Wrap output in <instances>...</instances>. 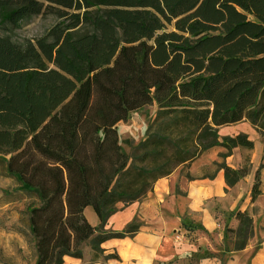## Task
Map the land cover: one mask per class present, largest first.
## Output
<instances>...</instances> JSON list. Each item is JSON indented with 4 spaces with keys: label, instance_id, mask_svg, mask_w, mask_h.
I'll use <instances>...</instances> for the list:
<instances>
[{
    "label": "trees",
    "instance_id": "16d2710c",
    "mask_svg": "<svg viewBox=\"0 0 264 264\" xmlns=\"http://www.w3.org/2000/svg\"><path fill=\"white\" fill-rule=\"evenodd\" d=\"M41 14L58 18L43 35H0V160L34 200L35 264L82 257L89 240L101 253L138 229L105 230L119 204L214 147L223 158L254 147L221 126L247 121L264 135V0H0V27ZM151 104L145 138L125 151L119 123ZM217 166L229 186L248 171ZM236 217L234 232L251 236V215Z\"/></svg>",
    "mask_w": 264,
    "mask_h": 264
},
{
    "label": "crops",
    "instance_id": "0c3cea01",
    "mask_svg": "<svg viewBox=\"0 0 264 264\" xmlns=\"http://www.w3.org/2000/svg\"><path fill=\"white\" fill-rule=\"evenodd\" d=\"M219 129L222 136L248 134L254 147H236L224 158L221 154L227 149L214 147L159 179L142 200L119 204L105 225L107 231L137 225L133 234L107 239L100 245L101 253L86 241L80 246L82 257L65 256L63 264H264V135L247 121ZM217 163L248 171L229 186ZM257 179L261 194L253 200ZM89 207L85 216L99 227L101 220L88 212ZM239 211L253 219V233L242 248L233 241L240 227ZM109 255L118 258H106Z\"/></svg>",
    "mask_w": 264,
    "mask_h": 264
},
{
    "label": "rangeland",
    "instance_id": "374dc122",
    "mask_svg": "<svg viewBox=\"0 0 264 264\" xmlns=\"http://www.w3.org/2000/svg\"><path fill=\"white\" fill-rule=\"evenodd\" d=\"M57 22L55 15L41 14L25 20L18 28L9 24L1 26L0 35H8L22 43L43 35ZM157 109L156 104L147 105L120 123L118 130L125 151L131 152L133 146L145 138ZM229 130L233 131V127ZM33 201L27 192L19 190L18 181L8 175L6 164L0 160V264L36 263L37 250L35 238L30 231L28 210ZM89 211L96 215L93 207H89ZM234 237L235 246L249 239L245 235L236 234Z\"/></svg>",
    "mask_w": 264,
    "mask_h": 264
}]
</instances>
